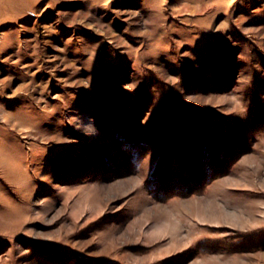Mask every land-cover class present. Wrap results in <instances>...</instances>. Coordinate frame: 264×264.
Returning <instances> with one entry per match:
<instances>
[{
    "label": "rangeland",
    "instance_id": "obj_1",
    "mask_svg": "<svg viewBox=\"0 0 264 264\" xmlns=\"http://www.w3.org/2000/svg\"><path fill=\"white\" fill-rule=\"evenodd\" d=\"M0 264H264V0H0Z\"/></svg>",
    "mask_w": 264,
    "mask_h": 264
}]
</instances>
